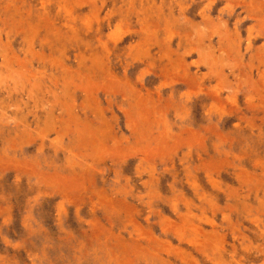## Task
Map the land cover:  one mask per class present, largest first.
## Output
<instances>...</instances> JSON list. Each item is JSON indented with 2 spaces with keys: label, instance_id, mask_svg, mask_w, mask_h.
Returning a JSON list of instances; mask_svg holds the SVG:
<instances>
[{
  "label": "rangeland",
  "instance_id": "1",
  "mask_svg": "<svg viewBox=\"0 0 264 264\" xmlns=\"http://www.w3.org/2000/svg\"><path fill=\"white\" fill-rule=\"evenodd\" d=\"M0 264H264V0H0Z\"/></svg>",
  "mask_w": 264,
  "mask_h": 264
}]
</instances>
